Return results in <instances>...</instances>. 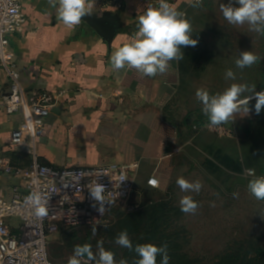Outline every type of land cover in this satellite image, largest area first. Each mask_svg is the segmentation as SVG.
<instances>
[{"label": "crops", "instance_id": "0c3cea01", "mask_svg": "<svg viewBox=\"0 0 264 264\" xmlns=\"http://www.w3.org/2000/svg\"><path fill=\"white\" fill-rule=\"evenodd\" d=\"M184 14L189 0H167ZM159 0H94L92 13L73 29L57 19L47 0H24V29L9 36L26 98H51V114L37 134V160L54 167L137 165L136 192L152 191L151 176L164 180L175 149H182L184 115L176 113L179 62L154 77L134 69L115 70L112 52L138 30L139 15ZM11 92L8 71L0 66V158L28 169L33 157L14 147L11 134L23 122L7 114ZM179 152V153H180ZM20 185L1 172L0 195L7 199Z\"/></svg>", "mask_w": 264, "mask_h": 264}, {"label": "rangeland", "instance_id": "374dc122", "mask_svg": "<svg viewBox=\"0 0 264 264\" xmlns=\"http://www.w3.org/2000/svg\"><path fill=\"white\" fill-rule=\"evenodd\" d=\"M231 2L238 6L235 0ZM222 3L229 0H203L202 7L185 13L198 43L182 48L175 108L179 117L184 115L182 149L163 173L161 187L134 194L132 201L144 206L138 212L126 215L116 210L107 223L63 228L51 235L48 248L54 261L67 264L74 247L85 243L95 253L97 242L103 241L117 262L125 259L134 264L136 253L115 243L117 235L127 229L133 248L144 243L167 244L169 264H264V201H257L247 189L249 180L264 175V109L257 115L255 99L250 100L248 114L241 111L233 121L220 125L223 135L193 128L200 119L208 122L196 98L197 89L214 95L231 83H242L255 84L257 92L264 90V35L250 31L247 24H229L220 11ZM243 51H252L261 60L238 69L235 60ZM227 69L235 72V81L225 79ZM181 176L190 182L199 180L200 192H181L176 184ZM233 193L238 197L233 198ZM183 195H192L198 203L195 214L181 211ZM161 259L157 257V264Z\"/></svg>", "mask_w": 264, "mask_h": 264}, {"label": "built area", "instance_id": "2783aa9c", "mask_svg": "<svg viewBox=\"0 0 264 264\" xmlns=\"http://www.w3.org/2000/svg\"><path fill=\"white\" fill-rule=\"evenodd\" d=\"M24 0H0V66H4L11 80V92L4 97L7 114L21 111L23 122L12 132L11 144L24 146V153L33 157L30 168L13 167L0 158L1 172H12L20 180L10 199L0 195V264H59L50 255L48 243L51 235L63 228L94 227L110 221L118 210L130 213L139 208L132 201L136 192L135 168L137 165H91L54 167L40 163L37 158V134L51 114V98H26L20 74L14 63L15 54L9 36L24 29L27 17ZM208 122L194 125V130L209 129L225 134L224 127L207 126ZM180 149L176 148L175 153ZM108 172V176L102 175ZM254 174V171H248ZM121 177L127 180L120 182ZM106 186L105 195L113 203L100 216L92 207L89 188L94 182ZM156 181L154 186L151 182ZM153 191L161 187L160 180L151 176L147 182ZM39 191L49 198L48 215L38 218L26 198ZM109 193H111L109 195ZM98 207V206H97Z\"/></svg>", "mask_w": 264, "mask_h": 264}, {"label": "clouds", "instance_id": "9594fccd", "mask_svg": "<svg viewBox=\"0 0 264 264\" xmlns=\"http://www.w3.org/2000/svg\"><path fill=\"white\" fill-rule=\"evenodd\" d=\"M48 5L55 9L57 19L67 28L73 29L78 26L82 18L92 13L94 0H47ZM190 6L200 8L203 0H189ZM234 4L229 0L228 4H220V11L224 19L231 25L243 26L247 24L249 30L257 34L264 35V0H235ZM137 31L133 34L129 42L116 48L110 56V64L113 69H134L142 76L154 77L158 74H165L170 62H179L184 59L183 47H195L197 39L192 38V24L185 17L183 12L176 10L167 0H159L158 7L148 5L143 14L139 15ZM261 60V57L252 51L239 53V58L235 60L238 69L251 67ZM226 80H236V74L232 69L225 72ZM256 85L249 86L242 83H231L221 93L210 95L206 89L196 90V98L202 104V113L208 119L209 127L227 124L233 121L239 112L249 113V101L255 99V113L260 114L264 109V90L255 91ZM247 93V95H244ZM243 97V98H242ZM102 175L108 176V172ZM127 180L121 177L120 182ZM154 186L156 181L151 182ZM176 184L184 193H199L202 183L199 180L190 182L183 176L178 177ZM248 192L257 201H264V175L249 180L247 184ZM92 207L103 216L107 208L113 203L105 195L107 189L103 183L94 182L88 189ZM111 193H109L110 195ZM233 198L238 197V193H233ZM27 202L33 206L34 215L43 218L48 215L49 198L39 191L32 192L27 198ZM98 206V207H97ZM108 206V207H106ZM182 212L195 214L199 205L192 195H183L179 200ZM211 206H215L213 203ZM93 234L96 228L92 229ZM115 243L121 247L134 251L138 259L134 264H157V257H162L160 264H169L170 256L168 246H156L152 243L133 244L129 238L127 229L121 231ZM97 251L94 253L92 245L85 243L76 245L73 254L68 258L67 264H128L125 259L116 261L115 255L110 250H105L103 241L97 242Z\"/></svg>", "mask_w": 264, "mask_h": 264}, {"label": "trees", "instance_id": "16d2710c", "mask_svg": "<svg viewBox=\"0 0 264 264\" xmlns=\"http://www.w3.org/2000/svg\"><path fill=\"white\" fill-rule=\"evenodd\" d=\"M198 122L199 123H197V124H199V125H201V124H203L204 122H205V119H200V120H198ZM264 169V168H263ZM157 190V189H156ZM156 190H153V191H156ZM149 192H151V191H149ZM148 206H151V205H147L146 207H148ZM144 207V206H143ZM143 207H141L140 208V206H139V210L137 209V210H135V211H133V212H130V213H135V212H138V211H140L141 209H143ZM145 207V208H146ZM122 214H126V215H128L129 213H122Z\"/></svg>", "mask_w": 264, "mask_h": 264}]
</instances>
